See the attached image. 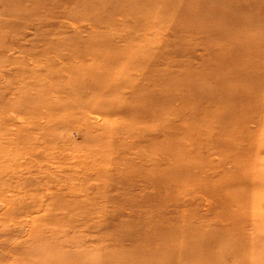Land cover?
<instances>
[{
    "label": "rangeland",
    "instance_id": "obj_1",
    "mask_svg": "<svg viewBox=\"0 0 264 264\" xmlns=\"http://www.w3.org/2000/svg\"><path fill=\"white\" fill-rule=\"evenodd\" d=\"M0 264H264V0H0Z\"/></svg>",
    "mask_w": 264,
    "mask_h": 264
}]
</instances>
